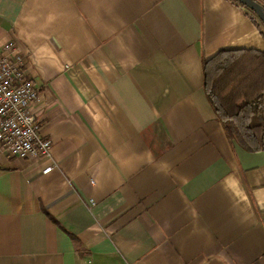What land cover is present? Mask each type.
<instances>
[{"label":"crops","instance_id":"obj_1","mask_svg":"<svg viewBox=\"0 0 264 264\" xmlns=\"http://www.w3.org/2000/svg\"><path fill=\"white\" fill-rule=\"evenodd\" d=\"M10 41L52 147L0 158V264H264V149L230 141L204 89V60L264 52L246 7L0 0Z\"/></svg>","mask_w":264,"mask_h":264},{"label":"trees","instance_id":"obj_2","mask_svg":"<svg viewBox=\"0 0 264 264\" xmlns=\"http://www.w3.org/2000/svg\"><path fill=\"white\" fill-rule=\"evenodd\" d=\"M203 74L206 96L229 140L251 152L263 150L264 52L221 51L203 61Z\"/></svg>","mask_w":264,"mask_h":264},{"label":"built area","instance_id":"obj_3","mask_svg":"<svg viewBox=\"0 0 264 264\" xmlns=\"http://www.w3.org/2000/svg\"><path fill=\"white\" fill-rule=\"evenodd\" d=\"M26 59V54L14 41L0 50V158L50 157L52 141L43 134V127L33 111L39 101V91L26 73ZM53 166L47 167L44 173H49Z\"/></svg>","mask_w":264,"mask_h":264},{"label":"water","instance_id":"obj_4","mask_svg":"<svg viewBox=\"0 0 264 264\" xmlns=\"http://www.w3.org/2000/svg\"><path fill=\"white\" fill-rule=\"evenodd\" d=\"M241 5L252 11L264 25V5L257 0H236Z\"/></svg>","mask_w":264,"mask_h":264},{"label":"rangeland","instance_id":"obj_5","mask_svg":"<svg viewBox=\"0 0 264 264\" xmlns=\"http://www.w3.org/2000/svg\"><path fill=\"white\" fill-rule=\"evenodd\" d=\"M259 1V0H258ZM249 10V9H248ZM250 11V10H249ZM252 14H253V12L252 11H250ZM257 17V16H256ZM258 19V18H257Z\"/></svg>","mask_w":264,"mask_h":264}]
</instances>
